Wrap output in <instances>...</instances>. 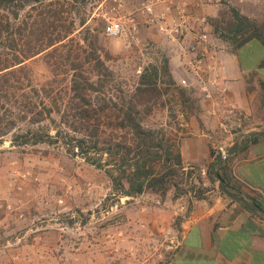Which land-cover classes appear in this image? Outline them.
Instances as JSON below:
<instances>
[{"label": "trees", "instance_id": "16d2710c", "mask_svg": "<svg viewBox=\"0 0 264 264\" xmlns=\"http://www.w3.org/2000/svg\"><path fill=\"white\" fill-rule=\"evenodd\" d=\"M74 14L72 0H0V144L9 136L16 147L63 142L105 170L114 196L151 192L164 200L172 187H178L176 178L181 172L188 168L190 177L192 171L183 162L179 142L165 127L144 125V115L153 109L140 108L147 95L158 94L160 70L155 68L154 82L147 80L145 69L132 95H110L106 88L112 73L101 58L99 35L92 34L86 19L77 23ZM232 18L229 39L236 48L254 39L264 45V23L238 11H233ZM38 57H43L52 74L43 83L35 82L29 64ZM161 72L184 104L194 102L177 86L169 60ZM49 122L57 125L55 133ZM64 128L68 129L65 134ZM263 137L264 131L251 133L240 146ZM236 151L218 163V154L212 150L207 178L219 184L212 170L217 163V173L233 197L220 190L224 196L246 208L250 203L261 206L243 191L233 173ZM253 212L264 219L263 214Z\"/></svg>", "mask_w": 264, "mask_h": 264}, {"label": "crops", "instance_id": "0c3cea01", "mask_svg": "<svg viewBox=\"0 0 264 264\" xmlns=\"http://www.w3.org/2000/svg\"><path fill=\"white\" fill-rule=\"evenodd\" d=\"M262 46L255 39L238 48L225 44L224 61L226 75L231 80V96L246 119L235 133L223 131L204 109L192 114L184 111V120L179 123V145L186 166L208 170L212 150L217 154L220 144L229 148L240 146L251 133L264 131ZM175 73L180 74L176 66ZM233 173L242 183L243 191L256 198L264 209V137L245 149H237ZM25 192L30 194L23 189L7 188L0 199L7 200L10 195L14 203ZM150 195L157 196L147 192L125 197L121 210L126 217L104 225L107 242L113 247L111 253L115 254V247L126 246L121 237H131L132 227L138 226L149 236H171V244L175 245L168 264H264V219L249 207L232 202L212 189L206 198L194 201L190 210L180 213L185 209L179 200L168 196L156 206L147 202ZM126 200L129 203L124 205ZM7 205L0 203V264H110L99 257V232L93 226V214L83 220L74 212L71 223L65 220L54 223L52 219L33 216L37 210L33 204H14L15 211L8 210ZM178 215L181 223L176 230L174 222ZM115 239L119 243L114 247Z\"/></svg>", "mask_w": 264, "mask_h": 264}, {"label": "rangeland", "instance_id": "374dc122", "mask_svg": "<svg viewBox=\"0 0 264 264\" xmlns=\"http://www.w3.org/2000/svg\"><path fill=\"white\" fill-rule=\"evenodd\" d=\"M72 4L77 23L86 19L92 34L99 35L98 46L101 58L112 73L108 78L111 81L110 85L106 88L110 95L130 96L134 93L139 77L145 69L148 70L147 80L154 82L156 81L154 70L155 68L160 70L156 85L158 94L147 95L144 98L145 104L140 108L153 109L150 114L144 115V125L152 128L165 127L170 137L179 142V123L184 120L182 116L184 109L192 114L199 111L201 106L189 93L194 102L184 104L176 88L170 84L167 77L163 76L161 72L163 63L169 60L171 73L179 86L175 65L171 61L172 55L167 49L165 39L153 29L142 28L140 46L128 51L124 47L123 39L109 38L103 32L102 15L108 9V0H72ZM233 11H238L251 21L263 24L264 0L240 9L223 8L216 12L212 11L217 14L213 23L214 31L223 39L226 46L235 47L229 39ZM262 48L264 49L263 46ZM29 64L33 68L36 83H43L52 75L43 57L34 58ZM189 109L192 111L190 112ZM49 126L51 132L55 133L57 125L49 122ZM67 130L64 128L63 133L65 134ZM187 172H189L187 169L181 172V176L176 178L178 187H172L165 197V199L169 196L173 200H179V204L185 208L180 213L190 210L194 201L206 198L208 191L212 189L221 193L219 184L213 185L207 177L199 173L189 177ZM24 174L27 177H23ZM7 188H16L20 191L23 189L30 194L25 192L14 203L9 195V199H0V203L33 204V207L37 208L33 216L37 219H52L54 223L65 220L71 223L74 212H78L77 217L83 220L93 214L95 218L93 226L99 232L97 241L99 257L103 261H108L110 264H168L170 261L175 245L171 244V236L167 234L158 238L149 236L148 232L138 226L132 227L131 237H121L122 242H126V246L122 248L118 246L120 251L111 253L113 247L107 242L109 239L104 225L108 222H120L124 216L126 217L121 210L122 200L125 197L112 194L111 182L105 170L86 161L63 142L16 147L11 145V136L6 138L0 144V197L4 196L2 193ZM157 199L162 203L163 199L159 195H150L147 202L160 206L156 204ZM128 203L129 201L126 200L124 205ZM65 208L68 210H64ZM82 209H86L87 212L81 214ZM180 219L179 215L176 216L174 222L176 230L179 229ZM117 243L119 240L115 239L114 247L118 245Z\"/></svg>", "mask_w": 264, "mask_h": 264}, {"label": "built area", "instance_id": "2783aa9c", "mask_svg": "<svg viewBox=\"0 0 264 264\" xmlns=\"http://www.w3.org/2000/svg\"><path fill=\"white\" fill-rule=\"evenodd\" d=\"M102 18L104 34L120 38L133 51L141 44L142 28L159 33L167 43L171 61L177 67L178 85L186 90L223 131L238 132L246 115L231 96V80L226 75L225 43L214 31L219 9H240L259 0H108ZM229 147L220 144L218 155ZM189 170L188 168H186ZM191 176L207 177V170L191 167ZM23 177H27L26 174ZM161 205V200H156ZM13 210V205H7ZM183 209H185L183 207ZM111 240L113 237H110ZM120 250L115 249L118 253Z\"/></svg>", "mask_w": 264, "mask_h": 264}, {"label": "water", "instance_id": "95a60500", "mask_svg": "<svg viewBox=\"0 0 264 264\" xmlns=\"http://www.w3.org/2000/svg\"><path fill=\"white\" fill-rule=\"evenodd\" d=\"M251 142V139H249L243 146L241 147H246L250 144ZM240 146L238 145H233L229 148L228 152L226 155H218V163L222 162L223 160L227 159L228 157H230L231 155H233L235 153V151L239 148H241ZM216 167H217V163H213L212 164V170L214 171L215 175L217 176L218 178V181H219V189L229 195L230 197H233L231 194H229L228 190L226 189V186L224 184V180L222 179V177L219 176V174L217 173V170H216ZM237 201L239 202H242V199L241 198H235ZM248 207L249 209L253 210V211H257L261 214L264 215V209L259 205V204H256V203H250L248 204Z\"/></svg>", "mask_w": 264, "mask_h": 264}]
</instances>
